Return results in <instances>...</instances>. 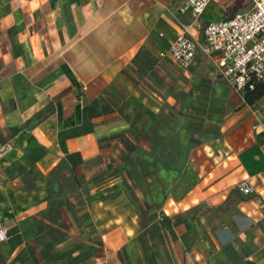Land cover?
I'll return each instance as SVG.
<instances>
[{
  "label": "crops",
  "instance_id": "1",
  "mask_svg": "<svg viewBox=\"0 0 264 264\" xmlns=\"http://www.w3.org/2000/svg\"><path fill=\"white\" fill-rule=\"evenodd\" d=\"M183 2L0 0V148L11 146L0 154V264H264V95L229 110L220 75L197 78L219 74L200 47L189 68L170 65V89L139 70L156 60L149 69L164 75L169 42L188 28L202 44L209 22L250 0H210L198 22ZM196 84L210 87L202 108ZM181 110L186 127L154 144L144 123L158 131ZM211 117L213 135L193 137L192 122ZM137 143L145 184L118 189L116 156ZM244 181L249 195L236 190Z\"/></svg>",
  "mask_w": 264,
  "mask_h": 264
},
{
  "label": "built area",
  "instance_id": "2",
  "mask_svg": "<svg viewBox=\"0 0 264 264\" xmlns=\"http://www.w3.org/2000/svg\"><path fill=\"white\" fill-rule=\"evenodd\" d=\"M210 0H184L181 13L188 12L198 22ZM202 44L188 28L174 41L169 42L166 53L182 69L189 68L198 48L208 55H216L221 79L241 95L252 90L256 82L264 83V0H250V7L236 12L231 18L209 22L202 29ZM201 44V46H200ZM264 126V123L262 124ZM10 145L0 148V154L9 150ZM236 190L242 195L252 192L247 182H241ZM7 231L0 229V239H6Z\"/></svg>",
  "mask_w": 264,
  "mask_h": 264
},
{
  "label": "rangeland",
  "instance_id": "3",
  "mask_svg": "<svg viewBox=\"0 0 264 264\" xmlns=\"http://www.w3.org/2000/svg\"><path fill=\"white\" fill-rule=\"evenodd\" d=\"M250 7V2L247 5V9ZM142 56V55H141ZM143 59V57H142ZM165 60V59H163ZM162 60V61H163ZM148 62H152L153 61H147L146 65L142 64L140 65L139 70H141L143 75H148L151 76L152 78H155L158 81L159 85H162L164 87V89L167 88H171V80H170V76L176 78L179 77L180 75L177 73H174V71L170 68V65H174L172 61H168L165 60L164 63V71L165 74L160 76L158 73H156L155 70L153 69H149V63ZM168 63V64H167ZM154 65L157 64L156 60H154ZM174 73V74H172ZM172 74V75H171ZM168 75V76H167ZM212 77V78H216L217 80L220 79L219 74H218V70L216 69L215 66V70L211 69V74H201L198 75L197 78H201V77ZM168 79V81H167ZM209 86H204L202 84H196L195 86V92L197 94V98L195 99V107L196 108H202L203 107V103H202V94L205 93H210L209 92ZM217 90L218 94H221V96H225L226 100H227V106L229 108V110H232L233 108H236L240 101L243 99V96L240 93L235 92L233 89L230 88L229 85H227L226 83L220 81V85L215 87ZM214 94V92H212ZM199 95V96H198ZM180 108L184 109L187 108V89H183L181 90V94H180ZM219 109V104L218 102H215V105L212 106V110H217ZM184 111L181 110V115L179 117H177L176 119L172 120L170 118H159L157 119L160 124H158V131L155 129V127L153 125H155L153 122H151L152 120L149 119L148 122H145L144 124V128H148L149 134L151 133V140L154 144H156L161 137H165L166 136V131L167 130H172L176 125H183V127L185 128V124L187 123V118L186 116H184L182 113ZM151 120V121H150ZM155 120V119H153ZM204 120L206 121L204 123ZM217 123H218V118L216 117H211V118H206V119H196V122H192V125L190 126V131L193 133V137H196V139L200 138L202 139L204 136L206 137H210L211 135H213V133L216 130L217 127ZM189 127V126H188ZM160 129H163L164 133H160ZM138 129L136 133L137 137L141 136L144 138L145 135H141L140 133H138ZM194 133H196V135H194ZM148 138H150V135H147ZM132 141L135 142L136 139L132 137ZM128 144L130 145V142H128ZM124 147V144H122ZM126 154H124L123 151H121L120 154H117L116 159H115V163L117 164L118 162H120V165H116L115 169H111V173H115L116 178H117V188L118 189H124L126 187L128 188H132V189H139V187L142 189L144 184L143 183V173L148 172L145 168V166L141 165L140 159H143L144 157L142 156L141 152H140V148L138 147V143L137 144H132L130 147H128V149L126 150ZM150 155V154H149ZM151 156V155H150ZM107 158V157H105ZM123 164V165H122ZM108 167L109 166H105L104 167V171L105 173L108 172ZM119 183V184H118ZM50 236L53 238L54 241H62V242H66L68 241L67 236L59 231H50ZM67 247H65L66 249ZM63 249V250H65ZM66 252V251H64Z\"/></svg>",
  "mask_w": 264,
  "mask_h": 264
},
{
  "label": "trees",
  "instance_id": "4",
  "mask_svg": "<svg viewBox=\"0 0 264 264\" xmlns=\"http://www.w3.org/2000/svg\"><path fill=\"white\" fill-rule=\"evenodd\" d=\"M239 6V2H238ZM264 95V83L256 82L252 90H245L242 94L243 101L247 105H253L257 100H259Z\"/></svg>",
  "mask_w": 264,
  "mask_h": 264
}]
</instances>
